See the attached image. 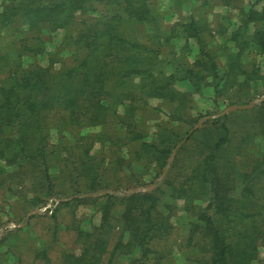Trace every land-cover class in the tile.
<instances>
[{"label": "trees", "instance_id": "trees-1", "mask_svg": "<svg viewBox=\"0 0 264 264\" xmlns=\"http://www.w3.org/2000/svg\"><path fill=\"white\" fill-rule=\"evenodd\" d=\"M2 1L3 28L15 31L12 25H25L36 33L30 42L22 38L23 53L45 54L50 40L44 32L69 28L74 31L66 34L56 50L75 52L73 63L56 71L54 60L49 58L47 66L38 63L13 71L7 85L0 80V159L7 166H17L12 174L1 168L0 186H4L9 176L18 178L25 164L40 166L42 185L46 186L26 176L9 183L12 190L24 189L26 184L37 185L32 204L38 205L42 195L61 194L55 183L75 176L61 168L59 174L52 176L44 145L45 117L52 109L77 113L80 116L72 118L75 123L86 121L85 126L89 127L115 124L111 139L115 141V154H121L116 157L118 161L126 158L125 150L131 153L134 149L137 156L134 161L144 167L154 164L163 169L181 139L171 125L178 120L192 125L194 120L190 113L193 94L180 90L179 82L189 80L199 94L205 87L213 86L217 104L226 95L231 101L237 99L231 102L236 103L251 100L261 88L264 90L261 65L243 61L249 49V53L264 56V4L258 7V0L241 9L237 28L217 30L224 37L217 48L214 47L217 37L212 26L204 21L205 16L198 18L192 14L187 22L167 25L164 13L153 9L154 0H102L107 8L96 15L93 13L98 11L96 2L100 0ZM223 1L225 5L232 2ZM123 23L143 25V39L128 34ZM180 29L186 41L191 38L197 41V56L192 63L183 59L182 50L173 41ZM229 42L233 45L229 46ZM153 99L161 100L169 115L156 124L152 137L148 114L163 110L152 106ZM261 106L264 109V103ZM228 115L206 121L205 128L197 129L188 138L199 142L203 156L194 170L195 176L185 181L181 192L187 202L191 196L204 195L208 199L207 206L193 214L196 220L190 225L188 242L196 246L198 241L199 249L207 253L208 264H252L259 257V248L264 246V152L248 159L247 169L238 167V158L243 153L241 145L233 149L234 134L226 122ZM255 131L264 137L261 109ZM36 140L39 147L35 148ZM64 164H69V158H64ZM103 165L87 161L78 168L87 177L86 186L92 190L113 187L119 190L123 182L117 177L120 164L114 170L110 168L112 179L107 176L108 167ZM89 202L101 210V224L92 231H77L80 251H62V264H112L117 255H131L136 250L140 251L138 261L147 264L152 254H163L155 246L172 234L173 209L162 204L154 191L126 196L106 193L101 197L75 198L61 205ZM162 206L170 213H165ZM58 209L48 211L56 218ZM117 228L121 234L112 242ZM126 232L129 238L124 241ZM57 234L55 227L53 237ZM33 255L34 260L52 264L46 248L36 249ZM11 256L14 258V253Z\"/></svg>", "mask_w": 264, "mask_h": 264}, {"label": "rangeland", "instance_id": "rangeland-1", "mask_svg": "<svg viewBox=\"0 0 264 264\" xmlns=\"http://www.w3.org/2000/svg\"><path fill=\"white\" fill-rule=\"evenodd\" d=\"M230 5H225L223 0H154L153 9L163 12L165 15L164 22L167 25H173L179 21L187 22L188 17L192 14L199 18L205 16L207 24L213 29L227 28L232 31L239 25L242 16L241 9L249 7L256 0H231ZM262 5L264 0H258ZM3 1L0 0V12L3 10ZM98 11L93 15L106 10L105 2L102 0L96 2ZM239 14V15H238ZM227 15V19L225 16ZM224 16V17H223ZM80 24L81 21L78 20ZM16 28L14 31L11 28H3L0 25V80L6 85L11 81V74L15 70L27 69L33 64H42L47 66L50 64L49 58L54 60L53 68L59 71L64 64H71L74 61L75 52L70 49L57 52L59 44L65 38L66 34L73 33V28L60 29L57 32H44V36L50 40L47 45V52L45 54L33 55L32 53H23L20 47L22 38L29 42L32 36L36 33L29 30L27 26L12 25ZM123 29L133 37L142 38L144 33V26L138 23H123ZM254 28L251 29L253 31ZM178 37L173 41L182 50L183 59H188L191 63L197 56L198 45L195 39L185 40L183 32L177 33ZM33 40V39H32ZM217 40L214 42H222ZM33 43V42H32ZM219 44V43H218ZM245 61L261 65L264 70V56L256 55L254 53H246ZM180 89V87L177 85ZM257 93V92H256ZM229 94V93H228ZM264 95V90L261 88L259 93L255 94L251 100L228 99L226 95L221 104H217L213 96L206 97V100H199L195 102V109L190 112L191 118L194 120L192 125L183 121L174 122L171 127L176 130L181 139L177 145L186 137L188 132L199 122V120L207 115H213L224 110L227 106L232 104H248L256 98H261ZM264 103H258L253 109L243 110L239 112H230L226 118V122L232 129L233 149H237L241 145V156L238 158V167L241 170L247 169L248 159L255 158L261 152H264V137L257 134L255 131L256 119L259 116L260 109L264 111L261 106ZM152 106L163 108V103L159 99L151 101ZM152 111V110H151ZM167 112L161 109L160 112L152 111L148 114L150 119V134L153 137L156 124L163 119H168ZM155 115L156 117H152ZM75 116H80L74 112H66L62 109L55 108L47 113L44 122V131L46 138L44 145L49 154L50 164L52 166L51 173L57 175L60 173V168L65 171L73 172V178H67L64 182L55 183L61 194L53 196L42 195L43 200L38 204L33 203V197L36 195L37 185H24V189L10 188L9 183L23 178L24 176L31 177L32 180L40 181L42 185L43 172L41 167L33 164H25L23 171L18 178L16 176H9L5 180L4 186H0V264H47L45 260H34L33 251L36 249H47L52 258V264H62V251H80L81 242L77 240V231L85 230L92 231L96 226L101 224L102 212L99 207L92 203H85L82 205L62 206V202L72 201L75 198L101 197L110 191H127L140 188L151 187L156 184L154 191L156 196L162 199V204L166 203L173 209L171 222L173 224V231L168 240L159 241L155 248L162 251V253L152 254L147 264H208L207 253L199 249L198 241L195 245H190L188 242L190 225L196 220L193 216L194 212L200 208L207 206L208 199L203 196H191L187 202V198L182 195L181 188L186 186L185 181L195 176L194 170L201 161L203 153L199 149V142L195 139L187 141L178 149L169 168L163 175V172L170 161L171 155L166 162L163 169H160L154 164L144 167L139 161L135 160L134 149L131 153L125 150L123 161H118L121 154H115L114 143L111 138L114 136L115 124H108L107 126H85L86 121L82 123H75L72 119ZM158 117V118H157ZM190 118V119H191ZM196 118L198 120H196ZM80 119H84L80 117ZM205 126H200V128ZM149 140H151V138ZM189 138V137H188ZM248 139L244 142V140ZM38 140L35 142L39 147ZM243 144V145H242ZM176 145V146H177ZM175 146V147H176ZM244 147V149H243ZM117 157V158H116ZM64 158H69V164H64ZM132 159V160H131ZM93 164H104L107 168V176L110 179L114 178V174L110 168L114 170L116 164H120L117 169V177L122 178L123 182L119 186V190L115 188H97L92 190L86 186V178L78 169L86 162ZM5 167V170L12 174L17 170V166H7L4 161L0 159V170ZM17 175V174H16ZM163 175L161 180L160 177ZM107 182L109 181L106 179ZM28 182V179L25 180ZM25 182V183H26ZM197 186V185H196ZM116 187V186H115ZM239 187L240 184H239ZM42 188V187H41ZM104 193L101 194V192ZM147 191V192H151ZM135 193H144L134 192ZM91 194H99L97 196H90ZM87 195V196H83ZM121 195V194H116ZM130 195V194H127ZM67 201L56 202V199L71 198ZM126 196V195H121ZM45 197V198H44ZM45 201V202H44ZM59 207L56 212V218L52 216L49 208ZM192 207V210L187 208ZM119 208V207H118ZM121 209V208H119ZM165 213H170L169 209L162 206ZM34 210H41L40 213L34 214L26 219L28 213ZM24 224L20 227H14L13 224ZM57 227L58 234L53 237V233ZM2 228H6L1 232ZM113 238L115 240L121 234L119 229H116ZM124 241L128 240V232L123 235ZM52 239L53 242H52ZM9 252H11L9 254ZM14 253V258L12 255ZM140 251L136 250L131 255H117L112 264H141ZM252 264H264V246L259 248V257L253 261Z\"/></svg>", "mask_w": 264, "mask_h": 264}, {"label": "water", "instance_id": "water-1", "mask_svg": "<svg viewBox=\"0 0 264 264\" xmlns=\"http://www.w3.org/2000/svg\"><path fill=\"white\" fill-rule=\"evenodd\" d=\"M264 101V95L261 98H256L254 99L251 103L248 104H232L227 106L224 110H222L221 112H218L216 114L213 115H208V116H204L202 117L199 122L188 132V134L186 135V137L175 147V149L173 150V153L171 155L170 161L167 164L163 175L166 173L167 169L170 166V163L172 162L176 152L178 151V149L187 141L188 137L195 131L197 130L204 122L208 121V120H213L216 118H220L223 117L227 114H229L230 112L233 111H238V110H249V109H253L258 103H261ZM163 175L160 177L159 180H161L163 178ZM156 184H154L151 187H146V188H140V189H135V190H127V191H110V193L112 194H121V195H127V194H131L134 192H147V191H151L153 188H155ZM104 193V191L101 192V194ZM99 194H91L90 196H97ZM83 196H87V195H83ZM75 196L71 197V198H61V199H56V202L59 203L61 201H67L70 199H73ZM41 210H34V211H30L26 217V219H28L30 216L34 215V214H38L40 213ZM24 224H13L14 227H20L23 226ZM6 228H2L1 232H3Z\"/></svg>", "mask_w": 264, "mask_h": 264}, {"label": "crops", "instance_id": "crops-1", "mask_svg": "<svg viewBox=\"0 0 264 264\" xmlns=\"http://www.w3.org/2000/svg\"><path fill=\"white\" fill-rule=\"evenodd\" d=\"M260 3H259V5H258V7H260ZM248 8V7H247ZM242 12V11H241ZM239 15V14H238ZM241 16H242V13L240 14ZM224 17V16H223ZM228 17H227V15L225 16V19H227ZM217 30H219V29H214L213 30V33L216 35V37H217V39L216 40H223V38L224 37H221L218 33H217ZM185 36V35H184ZM192 39V38H191ZM196 40V39H195ZM215 42V41H214ZM223 42V41H222ZM221 43V42H217L215 45H214V47H216V46H218L219 44ZM196 44H197V41H196ZM198 45V44H197ZM228 45L229 46H232L233 44H232V42H229L228 43ZM217 48V47H216ZM250 50V49H249ZM249 50H247L246 52H245V54L246 53H249ZM244 54V55H245ZM243 61L246 63V61H245V59H243ZM247 64V63H246ZM261 70H262V68H261ZM262 71H264V70H262ZM178 86L180 87V90H182V91H189V92H192V94H193V110L195 109V102H197V101H199V100H206L207 98L206 97H210L211 95L214 97V94H215V92H214V87L212 86H207V87H205L204 89H203V92H202V94L200 93H196L195 91H194V89H193V86H192V83L189 81V80H187V81H183V82H179V84H178ZM211 96V97H212ZM163 110L165 111V112H167V116L169 115V111L166 109V108H163ZM192 110V111H193ZM191 111V112H192ZM234 112V111H233ZM208 116V115H207ZM202 125H205V122L202 124ZM201 125V126H202ZM196 131V130H195ZM194 131V132H195ZM193 132V133H194Z\"/></svg>", "mask_w": 264, "mask_h": 264}]
</instances>
